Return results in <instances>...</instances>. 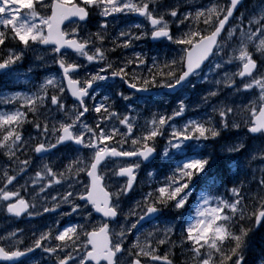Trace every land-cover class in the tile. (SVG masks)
I'll return each mask as SVG.
<instances>
[{"label": "snow or ice", "instance_id": "1", "mask_svg": "<svg viewBox=\"0 0 264 264\" xmlns=\"http://www.w3.org/2000/svg\"><path fill=\"white\" fill-rule=\"evenodd\" d=\"M0 80V264H264V0H0Z\"/></svg>", "mask_w": 264, "mask_h": 264}, {"label": "rangeland", "instance_id": "2", "mask_svg": "<svg viewBox=\"0 0 264 264\" xmlns=\"http://www.w3.org/2000/svg\"><path fill=\"white\" fill-rule=\"evenodd\" d=\"M200 27H204V25L201 23ZM140 46L144 47L146 50H147L148 47H151L149 45H143V44H141ZM167 51H168V48L164 44H161L158 47H152V53L153 54H157L158 53L159 55L163 56L164 53L167 52ZM112 55H113V58L115 59L116 54H112ZM22 71H27V62L25 63V66L22 69ZM33 75H34V80L39 79V78L42 77V73L41 72H35ZM5 83L12 84V85H15V86L19 85L21 87H25V85L23 83L15 84V83H12L11 81L0 80V89L5 90L4 89L6 87ZM201 90L202 89H200V88L197 89V91H201ZM50 94H51V90H50ZM192 98L195 99V95L194 94H192ZM157 99H159V98H157ZM175 102H176L175 95L174 94H170L169 98H168L167 102L164 104V106L170 108ZM89 103H92V101H89ZM29 119H31V117H29ZM4 159H6V158L0 157V164H3V160ZM0 175H2V173H0ZM20 183L23 184L24 181L21 180ZM1 217L2 216H0V225L7 226L11 222V220H9L7 217H6L7 218L6 220H2ZM49 223H51V218H47V219L38 218V221L35 224L29 223L27 218H25L24 220L15 221V224H11L8 228L19 227V228H23V229L29 230L28 231V237L30 238L31 237V231H30L31 229L39 227L41 229L47 230L46 225L49 224ZM258 244H259V238H257V247H258ZM251 259H252L253 264H254L255 257H252Z\"/></svg>", "mask_w": 264, "mask_h": 264}, {"label": "trees", "instance_id": "3", "mask_svg": "<svg viewBox=\"0 0 264 264\" xmlns=\"http://www.w3.org/2000/svg\"><path fill=\"white\" fill-rule=\"evenodd\" d=\"M257 238H259V235L257 236ZM181 262L180 261H176V264H180Z\"/></svg>", "mask_w": 264, "mask_h": 264}]
</instances>
